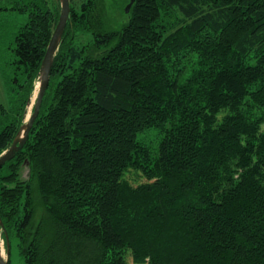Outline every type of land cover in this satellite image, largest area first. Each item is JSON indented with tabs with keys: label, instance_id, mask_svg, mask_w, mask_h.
Masks as SVG:
<instances>
[{
	"label": "trees",
	"instance_id": "obj_1",
	"mask_svg": "<svg viewBox=\"0 0 264 264\" xmlns=\"http://www.w3.org/2000/svg\"><path fill=\"white\" fill-rule=\"evenodd\" d=\"M130 1L70 0L40 115L0 168L11 258L17 239L25 264H128L125 250L136 264H264V0H136L126 14ZM49 2L0 0L27 16L7 49L0 155L59 21Z\"/></svg>",
	"mask_w": 264,
	"mask_h": 264
},
{
	"label": "rangeland",
	"instance_id": "obj_2",
	"mask_svg": "<svg viewBox=\"0 0 264 264\" xmlns=\"http://www.w3.org/2000/svg\"><path fill=\"white\" fill-rule=\"evenodd\" d=\"M82 0H75L74 6H78L79 2ZM50 6L55 10V11H61V6L59 0H50L49 2ZM3 6V5H2ZM114 27L119 23H124L127 21L126 15H124L123 12H119L114 16ZM27 21V16L26 14H19L16 12H0V106L7 107L8 106V93H7V88L4 80V74L6 73L9 75L8 71L5 70V67L10 58V54L8 52V46L11 41V37L15 33V31L22 26L24 23ZM176 23V17L173 14H166L164 17V22L163 24L167 26L170 30H172V26L175 25ZM172 25V26H171ZM170 33V31L168 30ZM90 39L91 36H86ZM85 38V37H84ZM83 38V40H84ZM85 39L84 43L87 44L88 42ZM82 39V38H81ZM82 41H80V44ZM38 86V84H37ZM36 97V93L32 97V105L28 108L27 112V117L31 114L32 109H33V103ZM160 137L159 130L157 129H151L147 131L146 133H143L141 135V142L148 146L149 148H152L155 150L156 145L158 143ZM21 177L24 179H27L29 176V168L27 166H24L23 169H21ZM126 179L132 184V185H138L141 182H145V178L142 176V172L140 171H135V169H130L129 172H127ZM44 206L42 205L40 196L35 193V220L34 224L35 226L40 222L41 217L44 213ZM0 242L3 247V254L4 257L6 258V243L5 240L2 236V232H0ZM12 264H25L24 262V257H23V252L24 249H21L18 245V240L14 239L12 241ZM124 256L128 262V264H136L133 261L132 253L129 250L124 251ZM144 264H149V263H144Z\"/></svg>",
	"mask_w": 264,
	"mask_h": 264
},
{
	"label": "water",
	"instance_id": "obj_3",
	"mask_svg": "<svg viewBox=\"0 0 264 264\" xmlns=\"http://www.w3.org/2000/svg\"><path fill=\"white\" fill-rule=\"evenodd\" d=\"M135 1L136 0H131L130 3L126 6L125 8L126 14L130 13V10L134 5ZM59 2L61 6L60 17L41 63L39 80L37 83L38 86H36V91H35L36 97L33 103L32 112L28 116V118H26L27 117V113H26L24 123L20 127L11 146L3 154L0 155V168L4 167L8 162L12 161L16 157V155L25 147L26 143L29 140L35 122L40 115L44 97L46 95V92L50 84L55 57L59 51L60 44L62 42L66 28L71 21V16H72L70 0H59ZM31 105H32V99L28 105V108ZM0 232L6 235V258L4 257L3 247L0 242V264H10L11 248L7 233L5 231V226L2 222L1 217H0Z\"/></svg>",
	"mask_w": 264,
	"mask_h": 264
}]
</instances>
